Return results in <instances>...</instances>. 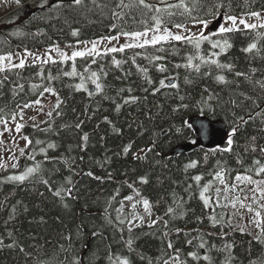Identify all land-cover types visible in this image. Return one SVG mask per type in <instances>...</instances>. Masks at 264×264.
I'll return each mask as SVG.
<instances>
[{"label": "trees", "instance_id": "16d2710c", "mask_svg": "<svg viewBox=\"0 0 264 264\" xmlns=\"http://www.w3.org/2000/svg\"><path fill=\"white\" fill-rule=\"evenodd\" d=\"M42 2L20 0V8L0 17V54L96 41L105 36L118 35L121 27L128 31L142 28L138 23L140 12L137 9L130 12L137 18L136 22L129 19L128 15L122 20L113 18L111 9L117 0H98L99 4L107 5L104 8L92 5L91 0H85L83 7H68V0H64L65 6L60 8L49 7L58 0H47L43 8L40 7ZM213 2L203 0L205 5ZM227 3L228 0H225ZM231 9V14L237 16L252 10L264 13V0H247V4L245 0H231ZM204 10L194 12V15H203ZM220 11L223 14L224 9ZM172 19L174 22L186 20L182 16ZM114 24L116 28L112 27ZM74 30H78V35H72ZM229 36L232 47L219 57L221 62L233 64L235 71L246 72L250 67L264 69V61L251 60L241 51L253 39L254 33L246 36L236 32ZM261 44H264V40ZM160 47L126 49L123 53L97 57L94 64L90 58L76 60L78 72L82 71L85 63L90 64L92 70L99 71L102 67L107 72L103 83L107 85L105 94L111 99L102 98L100 94L89 97L87 92L70 87L79 83L78 78L62 75L64 71H70L71 61L67 64L58 61L56 64L43 65L45 77L48 74L57 77L52 81L41 80L37 75L40 64L0 74L9 76V82L0 89V109L4 110V114L18 111V104L23 106L44 98L47 93L40 97L44 86L50 85L58 92L63 101L60 108L53 111L52 116L39 127H24L23 136L33 141L30 149H35L36 160L43 162L42 175L49 180L53 189L60 186L72 188L71 196L65 195L61 200L40 182L39 177L23 183L7 180L8 176L20 174L33 163L26 156L20 159L18 167L0 172V239L4 241L0 245V264H68L73 255L79 256L80 264H108L107 245H111L113 254L127 257L131 264H163L177 250L185 264H208L202 258L193 260L188 255L190 252H197L201 257L209 255L211 264H223L229 251L225 249L226 244L231 245L230 252L234 257L231 264H249L250 260L264 256V244L255 238L259 232L255 234L245 228L235 218L231 208L216 207L213 211L211 207L206 208L199 197L203 186L213 181L217 171L222 170L229 182L233 183L237 174L252 175L246 172V168L253 167L256 159L264 163V156L259 151L264 146V122L261 118L255 117L254 121L237 129L235 136L231 137L233 143L230 151L199 148L189 154L172 156L177 148L196 142L189 120L200 116L221 121L231 132L232 113L245 115L247 119L245 109L249 107L250 101L236 108L225 102L236 99L239 103L243 100L240 92L249 95L256 93L243 77H235L230 72L223 74L229 81H238L239 87L235 83H217L213 79L215 69L212 76L203 74L205 68L199 74L184 68L176 69L174 65L184 63L183 57L192 51L190 46L174 42L163 45L164 51H158ZM209 48L206 42L202 45L204 53ZM173 49L178 54H174ZM133 56L136 64L148 68V76L153 84L149 85L132 64ZM145 56H161L165 59L149 63V60L144 59ZM113 57L126 62L116 67L111 62ZM156 64H163L167 72L157 71ZM168 76L177 77L179 89L160 88L153 94V88L158 87L159 81ZM256 78H264L261 71L256 73ZM12 81L23 84V91L17 89L18 94L13 95L12 88L16 85ZM86 83L91 91L94 85L90 81ZM31 84L41 87L33 91ZM129 87L132 88L130 94L127 91ZM121 88L125 89L122 93L119 92ZM205 89L218 94L220 102L203 103L208 97ZM129 95L138 99L134 103L124 104L122 98ZM116 104L122 105L119 111H116ZM209 104L214 111L210 110ZM260 107L264 108V101ZM256 111L259 109H253V112ZM77 124L80 127H76ZM85 133L88 135L86 143L82 141ZM252 137H256L255 141ZM36 140L43 143L36 145ZM48 143H54L56 147L49 149ZM128 144L132 147L125 154L123 149ZM253 145L256 147L254 152L251 150ZM41 148L46 149L48 159L40 153ZM192 162H196V166L186 168ZM197 175L202 177L199 184L193 180ZM69 176L71 185L66 182ZM141 177H145L147 183H142ZM261 178L264 176H254V179ZM242 186L250 188L253 185ZM214 188L215 184L209 194L214 193ZM134 191L150 202L157 223L131 227L132 231L129 232L131 215L121 212V209L126 197ZM173 193L183 198L181 208H177L173 202ZM169 207L175 211L166 215ZM222 212L225 215L221 219ZM211 215L216 216V223L210 219ZM94 232L102 236H94ZM68 236L71 237L70 241L65 239ZM130 237L134 241V251L131 252L124 244ZM201 238L207 242L205 248L198 247ZM169 242L172 243L170 249ZM61 245L70 248V251H62ZM171 264L177 262L172 260Z\"/></svg>", "mask_w": 264, "mask_h": 264}, {"label": "snow or ice", "instance_id": "6c2138e0", "mask_svg": "<svg viewBox=\"0 0 264 264\" xmlns=\"http://www.w3.org/2000/svg\"><path fill=\"white\" fill-rule=\"evenodd\" d=\"M16 2L19 3L20 0H16ZM91 4L100 8L107 7V5L99 4L98 0H91ZM245 4H247V0H245ZM45 5H47V0H43L40 7L43 8L45 7ZM64 6V0H58V2L53 3L49 7L60 8ZM67 6L83 7L85 6V0H68ZM133 9H137L140 12V19L138 23L142 25V28L128 31L121 27L119 29L118 35L105 36L100 40L91 42L80 41L79 43L85 44V47L80 50L72 51L70 55L60 50L58 46L52 49H48L43 54L35 55L27 49L24 50L23 54L19 52L13 53L12 51H8L4 54H0V74L11 73L15 69H23L28 57H31L34 63L38 62L41 66L40 71L37 73L41 80L47 79L48 81H52L54 79H57V77H53L51 74H48L45 77L43 71V65H46L48 63H58V61L51 55V53L55 51L61 58L59 61L60 63L67 64L68 61L72 62L70 71H64L62 73L63 76L79 79V83L70 85V87H73L76 91L83 90L87 92L89 97L100 94L102 98L111 99L110 97L106 96L105 88L107 87V85L103 83V79L106 78L107 72H105L102 67L99 69V71L92 70L90 64L88 63H85L82 71L78 72L76 66L77 58H80L82 60L90 58L91 63L94 64L96 63L97 57L103 58L104 56H107L111 53H123L126 49H144L148 46L156 47L157 45H160L161 47L158 49V51H164V44L170 41H176L181 42L185 46H190L192 49L190 53L183 57L184 63H177L174 65L176 69L184 68L185 70H191L199 74L201 72V69L205 68L206 71L203 73L205 76H212L213 69H215L216 75L213 77V79L217 83L224 85L235 83L236 86L239 87L238 81H229L226 75L223 74L225 72H230L233 73L235 77H243L244 80L252 86L253 91L256 93L255 95H249L247 92H240L239 95L243 97L242 101L238 103L236 99H230L225 102L232 105L234 108L241 107L244 102L247 101H250V105L247 109H245L247 119L245 118V115H237V113L235 112L232 113L233 119L231 132L229 133V137L226 141V144L229 147H226L222 150H231L230 146L233 143L231 137L235 136L238 128L242 127L244 124H248L249 121H254L255 117H260L261 121L264 122V108L260 107L261 102L264 101V78L254 79L258 71H261L262 75H264V69L250 67L246 72L235 71V66L233 64L221 62L219 59L221 55L225 54L232 47L229 34L241 32L246 36L254 33L253 39L249 43H247L245 47L241 48V51L246 53L251 60L259 59L264 61V44H261V41L264 40V31H260V29H264V15L261 14V11L252 10L242 12L240 16L231 14V0H228L227 5L225 4V0H214L213 3L207 5L203 3V0H191V3H189V0H175V2H169V0H127V2L126 0H117L115 7L111 9V12L114 19L122 20L124 19L125 15H128L129 19L136 22L137 18L130 15L131 10ZM202 9H206L204 10L203 15H194V12L199 13ZM221 9H224L223 14H221ZM175 16L185 17L186 20L183 22H174L172 18ZM217 19H219L221 22L217 24L216 27L211 31H207L209 28V24H211L213 20ZM251 19H254L255 22L250 23L249 20ZM189 24H192L193 26H199L198 31L192 32L188 26ZM169 25H171V28L169 27ZM112 27L116 28V25L114 24L112 25ZM173 29H175L176 31H174ZM13 34L20 35L21 33ZM72 35H78V30H74L72 32ZM121 37L125 38L124 44L118 46L113 45L112 47H105L103 51L100 50L99 45L104 41H107L108 44H112L113 41L118 42ZM205 42L210 46L207 53H204L202 51V45ZM89 44L91 45L90 47L88 46ZM68 47L72 46L68 45ZM173 52L174 54H178L176 49H173ZM144 59L149 60V63H155L156 61L165 59V57L145 56ZM15 60H18L19 62L16 63ZM111 62L116 67H120L126 61H122L113 57ZM132 64L135 65L138 71L143 74L144 79L149 85L154 83L148 76V68L136 64L135 56L132 57ZM155 66L157 71L160 72H167L168 70L163 64H156ZM165 80H167L168 82L165 83ZM176 80L177 77L175 76H168L165 77V79H161L159 81V86L153 88V94H155V92H158L160 88L179 89V84L176 82ZM88 81H90L91 84L94 85V90L90 91L88 89L86 83ZM6 82H9V76H0V89H3L5 87ZM11 83L16 85L12 88L13 95L18 94L17 89H19V91H23V84L18 83L17 81H12ZM40 87V85L31 84V89L33 91L38 90ZM144 90L148 91L147 88H145ZM124 91L125 89L123 88L119 90L120 93ZM127 91L130 94L132 92V88L129 87ZM204 91L208 93V97L207 101H204L203 103H208L211 101H215L216 103L220 102V97L218 96V94L211 93L208 89H205ZM44 93H49L56 97V103L53 109L47 113V115L51 117L53 111L58 110L63 101L60 99L58 92L50 85L43 87L42 91L40 92L41 98L43 97ZM122 99L124 104H130L136 102L138 97L129 95L128 97ZM180 99L182 100L183 97H180ZM113 103H116V101L113 100ZM33 105L39 106L40 110L43 111L44 105L41 103V99H36L31 103H25L23 106L18 104V111H12L7 114H4V110L0 109V124L4 125L3 131H12V129L8 127L9 121H11L12 123L16 124L15 131L19 133L24 125L17 122V117L23 120L24 109L32 108ZM121 106V104H116V111H119ZM209 108L210 110L214 111V108H212L211 104H209ZM253 109H259V111L253 112ZM59 114L60 113L57 111V115ZM33 126L39 127L38 124H34ZM76 127H80V125L77 124ZM177 131H179V129ZM2 135L3 132H0V136ZM21 139L26 141V145L25 148L18 149L20 155L26 156L27 159L33 161V163L26 166L20 174L10 175L6 179L12 182L23 183L33 177H39L40 182L46 185L48 187V190L52 192L55 197L63 200L65 198V195L71 196V187L65 188L63 186H60L56 189H53L52 184H50L49 180L45 179L42 175L43 162L37 161L36 150L30 149V146L33 145V141L29 139L28 136H22ZM255 139L256 137H252L253 141H255ZM82 141L85 143L88 141V135L86 133L82 136ZM13 143L15 144V141H13ZM42 143L43 142L41 140L35 141L36 145H40ZM55 147L56 145L54 143L47 144V148L49 149ZM131 147V144L126 145L123 149V152L126 154L131 149ZM26 149H28L29 152H26ZM251 150L253 152L256 151L255 145L251 147ZM39 151L44 155L45 159H48L46 149L41 148ZM148 151H151V149H148ZM259 151L261 155L264 156V146H261ZM13 158L14 154L13 157H10V159ZM137 158L139 159L140 157L137 156ZM64 162L68 163V161ZM18 166L19 160L14 159L12 167L16 168ZM195 166L196 162H192L186 165V168H193ZM0 168H4L5 170H7V165L0 164ZM246 172H251L252 175L237 174L234 177L235 182L230 183L229 179L225 177V174L222 170L217 171L213 176V181H210L203 186L202 190L199 193V197L203 201L204 206L206 208L211 207L213 211H215L216 207L227 208L229 204L232 208H235L236 204L239 203L241 208H246L249 213H253L251 222L254 223L259 229V233L255 238L259 243L264 244V216H262V213H264V203H261V201H264V178L254 179V176H264V163H262L260 159H256L254 161V166L246 168ZM88 175L92 174L88 173ZM193 180L197 182V184H199V182L202 180V177L197 175L193 177ZM140 181L142 183H147V179L145 177H141ZM66 182L68 185L72 184L70 176L66 177ZM214 184L215 191L214 193L209 194ZM242 184L254 186L252 188L253 195L251 196V198H249L247 195H245L242 199L239 195L232 197L231 194L237 192V190L241 192L243 191V188L240 187ZM219 185H223V188H221ZM189 188H191V185H189ZM137 195H139L138 192ZM126 199L132 200L133 197L129 196L126 197ZM249 199H251V203H245ZM222 201H228L229 203H222ZM173 202L175 203L177 208H181L184 203L183 198L178 197L175 193H173ZM142 204L145 212L150 215V202L147 199H142ZM252 205H256V207L253 208ZM132 207L133 209H135L136 205L133 204ZM174 211V208L169 207L165 214L169 215L174 213ZM13 212H15V208H13ZM224 215L225 213H220L221 219ZM233 215H235V213H233ZM135 218L139 219L141 223L143 222V217L136 216ZM210 219L213 223L217 222V218L214 215H211ZM155 223H157V221H153L152 225H154ZM164 224L165 226H167V221H165ZM128 231H132L131 226H129ZM9 235L11 234L9 233ZM93 235L102 236V234L96 232H94ZM165 235H167V233H165ZM65 239H68L70 241L71 237L68 236L65 237ZM133 243L134 241L131 237L124 241V244L129 252L134 251ZM188 243L191 244L192 241L189 240ZM206 243L207 242L201 238V242L199 243L198 247L205 248ZM3 244L4 241L0 239V245ZM12 246L13 245H9V247ZM106 247L108 249V255L106 257L108 264H131L130 260L127 257H121L120 255L113 254L111 252V245H107ZM168 248H172L171 242L168 243ZM225 249L229 251L228 255H226L224 258L223 264H231V261L234 259L230 252L231 245L226 244ZM61 250L70 251V248H65L63 245H61ZM21 251H23V249H21ZM188 255L191 256L193 260L198 261L202 258L203 260L208 261V264H211V258L207 254L201 257L197 252H190ZM65 260L67 261L68 258L66 257ZM172 260H175L177 264H185V262L182 261L179 256V250H177V253L173 254L169 259H165L163 261V264H171ZM61 264H64V262H61ZM68 264H80L79 256L73 255L71 260L68 261ZM249 264H264V256H259L256 260H250Z\"/></svg>", "mask_w": 264, "mask_h": 264}, {"label": "rangeland", "instance_id": "374dc122", "mask_svg": "<svg viewBox=\"0 0 264 264\" xmlns=\"http://www.w3.org/2000/svg\"><path fill=\"white\" fill-rule=\"evenodd\" d=\"M32 1L33 0H29V3ZM17 6H18V8L20 7L19 3H17L16 0H0V17L7 15L9 12L16 9ZM261 14L264 15V13H261ZM249 22L251 23V22H255V21H254V19H251V20H249ZM225 26H227V25H225ZM198 27L199 26H193L192 25L189 28L192 32H197ZM241 27H243V26H241ZM173 30L176 31L175 29H173ZM87 42H91V41H87ZM174 42H176V41H170L166 44H170V43H174ZM124 43H125V38L121 37V39L118 42L113 41L112 44H108L107 41H104L102 44L99 45V48L101 51H103V49L105 47H112L113 45L118 46V45H122ZM68 45H71L72 47H68ZM88 46L90 47L91 45L89 44ZM55 47H50L47 49L30 51V52H32L34 55L35 54H43L48 49H52ZM58 47L60 50L66 52L70 55L72 53V51H74V50L83 49L85 47V44H83V43L65 44V45H60ZM23 53L24 52H22L21 54H23ZM51 55L57 61H60L61 58L58 56V54L55 51H53L51 53ZM15 62L18 63L19 61L15 60ZM34 64H39V63L38 62L34 63L32 58L28 57L25 66L34 65ZM41 103L44 105L43 111L40 110L39 106L33 105L32 108L24 109L23 120H21L19 117H17V122L23 124L24 127H26L28 125H34V124L40 125L43 122H45L48 118H50L47 115V113L53 109V107L56 103V97L47 93L45 95V97L41 99ZM8 127L12 129L11 132L3 131L4 125L0 124V132H3V135L0 136L1 140H2V143L0 144V164H6L7 170L13 169L12 164L14 162V159H18L20 161V159L23 158V156L20 155V152L18 149L25 148V145H26V141L21 139V137L23 136V128L24 127L20 130L19 133H17L15 131V128H16L15 123H12L10 121L8 124ZM13 141H15V144L13 143ZM7 145H9L12 148H10ZM17 145H18V147H17ZM13 154H14V158L10 159V157H13ZM4 170H5L4 168H0V172H2ZM219 186L221 188H223V185H219ZM240 187L243 188V191L241 192V191L237 190V192H234L231 194L232 197L239 195L242 199L245 195H247L249 198H251V196L253 195L252 188L254 186H252L250 188H246V187H243L241 185ZM213 191H215V188L213 189ZM130 196L133 197V199L132 200L126 199L124 201L123 208L121 209V212H126V213H129L131 215V218H132L131 227L142 226V225H148V226L152 225V222L157 220V216H156L155 212L151 209V207H150V212H151L150 215L147 212H145L143 204H142L143 198L140 195H137L136 191H134ZM223 202L229 203L228 201H223ZM247 203H251V199H249L247 201ZM261 203H264V201H261ZM133 204L136 205L135 209H133V207H132ZM252 206H253V208L256 207V205H252ZM228 207L232 209V211L235 213V218L237 220H239L240 223L245 228L251 229L255 234H257L259 232V229L256 227V225L251 222L252 217H253V213H249L246 208H241L239 203L236 204L235 208H232L230 204ZM136 216L143 217V222L141 223V221L139 219H136L135 218Z\"/></svg>", "mask_w": 264, "mask_h": 264}, {"label": "water", "instance_id": "95a60500", "mask_svg": "<svg viewBox=\"0 0 264 264\" xmlns=\"http://www.w3.org/2000/svg\"><path fill=\"white\" fill-rule=\"evenodd\" d=\"M220 22L221 21H219V23ZM92 90H94V88H92ZM189 125L195 132L197 138L196 144L179 147L173 152L172 156L177 157L179 155L189 154L198 148L212 150L229 147L225 142L229 135V131L223 122L212 121L205 117H195L189 120Z\"/></svg>", "mask_w": 264, "mask_h": 264}]
</instances>
